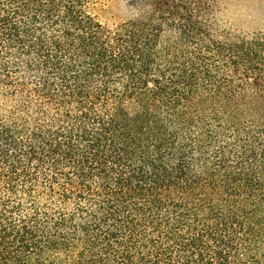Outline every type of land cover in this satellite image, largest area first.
<instances>
[{
    "label": "trees",
    "instance_id": "obj_1",
    "mask_svg": "<svg viewBox=\"0 0 264 264\" xmlns=\"http://www.w3.org/2000/svg\"><path fill=\"white\" fill-rule=\"evenodd\" d=\"M92 1L0 0V264H264V33Z\"/></svg>",
    "mask_w": 264,
    "mask_h": 264
},
{
    "label": "rangeland",
    "instance_id": "obj_2",
    "mask_svg": "<svg viewBox=\"0 0 264 264\" xmlns=\"http://www.w3.org/2000/svg\"><path fill=\"white\" fill-rule=\"evenodd\" d=\"M170 0H93L89 11L105 27L133 19L144 11H162ZM215 21L229 36L264 33V0H213Z\"/></svg>",
    "mask_w": 264,
    "mask_h": 264
}]
</instances>
